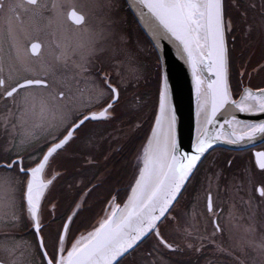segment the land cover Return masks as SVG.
<instances>
[{
    "label": "snow or ice",
    "instance_id": "snow-or-ice-1",
    "mask_svg": "<svg viewBox=\"0 0 264 264\" xmlns=\"http://www.w3.org/2000/svg\"><path fill=\"white\" fill-rule=\"evenodd\" d=\"M112 6L111 0L104 5ZM134 6L141 20L147 19L154 50L159 51V41L167 40L192 73L197 106L191 152L181 151L172 91L157 56L154 122L146 143L134 156L136 174L126 199L121 203L118 190L109 193L103 215L90 229L75 235L73 226L98 185H84L82 180L75 185L69 183V189H80L83 195L73 200L68 212L60 214L57 202L48 201L46 207L45 201L66 170L52 169L49 173V169L82 134L87 145L92 146L93 139L86 130L94 122L115 119L122 90H137L133 109L138 111L144 104L138 89L147 76L137 57L122 46L127 41L115 31L114 21L104 17L97 26H90L89 15L100 5L52 0L49 8L45 0H0V35L6 37L7 43V49L0 43V105L4 108L0 112V131L6 138L0 145V221L16 223L26 219L34 237L20 256L16 255L18 247L5 249L9 264H23L25 252L38 257L39 264H170L168 253L188 250L201 254L205 249L234 255L233 249L225 248L221 242L225 232L221 224L223 202L219 201L222 172L205 177L206 183L194 197L192 215L185 213L189 219L184 225L174 209L192 183L202 158L214 145L246 146L264 138V121L237 119L236 113L264 114V87L253 90L244 83L245 76L250 78L251 73L241 71L239 99L235 98L228 43L229 35L235 36L238 29L244 39L251 38L254 32L264 36V0L260 3L259 23L250 19L240 0H134ZM248 8L255 9V2H250ZM231 9L238 13L239 24ZM48 11L53 14L49 24L55 22L62 37L72 30L77 39L72 44L54 40L58 49L54 61L43 63L40 57L44 46L31 41L28 27L45 19ZM22 12L31 14L27 21ZM107 52L115 62V84L112 71L103 67L95 75L91 71L95 59ZM57 66L69 73L62 81L55 78ZM260 67L264 69V65ZM204 72L209 79H201L199 74ZM80 80L85 86L73 93L69 82L79 84ZM221 112L230 118L220 128L226 124L230 131L217 130L213 134L208 126ZM129 127L135 131L142 123L130 119ZM253 157L254 170L248 171L247 186L232 185L244 211L233 201L227 218L233 229L242 232L233 238L234 243L242 251L251 248L264 258V235L258 241L252 239L256 232L252 223L255 209L264 206V179L254 178L255 170L264 177V150L253 152ZM94 162L91 156L87 158L88 164ZM231 165L232 161H228ZM223 190L230 189L225 186ZM200 205L203 207L199 215L208 220L211 231L191 223ZM245 218L249 223H242ZM167 225L183 236V246L165 236L162 229ZM149 241L151 246L143 247Z\"/></svg>",
    "mask_w": 264,
    "mask_h": 264
},
{
    "label": "flooded vegetation",
    "instance_id": "flooded-vegetation-1",
    "mask_svg": "<svg viewBox=\"0 0 264 264\" xmlns=\"http://www.w3.org/2000/svg\"><path fill=\"white\" fill-rule=\"evenodd\" d=\"M45 2L48 3L49 8H51L52 0H45ZM78 2L80 4L87 5H100V8L96 9L94 13L89 15L90 26H97L101 18L107 17L114 21L115 31L119 35L121 26H123L121 25L122 22L120 19L121 4L125 5L123 0H111L113 5L111 8L104 7V5L108 3V0L90 1L92 2L91 4L88 0H78ZM250 2H255V9L248 8V4ZM260 3L261 0H240L241 7L247 9L250 19L255 18L257 23H259L260 21ZM123 7L124 9L128 10L126 5ZM231 14L233 19L236 20L237 24H239L238 13L236 12V10L231 9ZM21 15L27 21L31 14L22 12ZM44 16L46 18L39 20L34 27H28V32L32 42H40L44 46L43 54L40 57V60L43 63H52L54 61L55 54L58 52L54 40L63 39L64 42L72 44L75 42L77 37L72 30H69L62 37L61 32L57 29L56 23L53 22L49 24L48 18H51L53 16L52 12H45ZM123 23L124 29H127L132 39L135 35H139V38L144 40L146 44H148L149 47L152 48L144 34L139 31L140 28L138 27L136 20L132 15H125ZM53 33L56 34L55 37L53 36ZM21 38L23 39V37ZM0 43H4L5 49H7L5 36L0 35ZM228 43L231 55L232 87L234 93L236 94L235 98L239 96V91L241 88V78L239 76V73L241 71L251 73L250 78L247 75L245 76V84H250L253 89H256L257 87H264V69L260 67L261 65H264V36H261L258 32H254L251 38L244 39L238 29L235 36L231 34L229 35ZM147 51L149 56L152 57L154 54L153 49H147ZM109 53L107 52L105 53L106 55H103L108 56L107 61H104L105 59L103 58V56L101 60V56L96 58L94 63L91 65V71L93 75H95L97 73V70L101 67L105 68L106 70L112 71L113 83L115 84L117 83V81L115 78V72L112 68V66L114 65L109 64L113 61V59L112 57L111 59L109 58V55H111V53ZM33 59L36 58L33 57ZM156 63L157 62L154 63V66L156 65ZM57 72H62L69 75V73H67L62 66H57L55 71V78ZM75 83L77 82H69L73 93L76 92L78 87L83 88L85 86L83 80H80L79 82L81 83V86H75ZM118 106L115 109V119L119 114ZM3 110V105H0V112H3ZM152 112L153 110L149 113V116L146 119L147 122L145 121L144 127H141L137 130L138 139L133 142V144H129V149L127 151L128 156L125 154L122 155L120 150L116 152V150H113V148L110 147L102 151L101 155L99 153H95L94 144H99V141L105 144L110 143L109 136L100 137L99 139L96 138V140H93L92 146L90 147L92 151L88 150L87 152H84L82 149L87 148V143L85 137L82 134L81 138H79L69 148V151L67 153L57 157L54 160L51 168L49 169V173L52 171V169L66 171L65 175L58 178L57 182L47 194V200L45 201V204L47 207L48 201L57 202L58 212L60 214H63L70 210L73 200H78L79 197L83 195V192L80 189H69L68 184L72 183L73 185H75L76 182L79 181L78 178L82 180L81 177H78V173L81 174L84 172V168L86 167V164H88L87 158L91 156L95 161L93 164H88V166L91 167L90 171L95 170L93 171L92 178L86 184L88 186H91L92 184L96 183V180L100 176L99 170L101 169L102 161L107 160L112 155L109 162H112L113 160L114 176L110 179L109 184L107 183V187L104 186V188L102 189H98V187H96L87 197V203L73 226V232L75 235H79L86 229H90L95 220L100 216L101 210L104 209V206H106V200L109 198V193L118 190L120 201L125 197V194L129 189V185L133 182V178L136 173L134 167V156L136 154L137 148L141 145L142 138L148 135L149 129L151 127L149 126L151 122V114H154V112ZM115 119H112L110 121L94 122L89 125L86 132H88L91 137H94L92 135L99 129V127H114ZM5 141L6 138L3 136L2 131H0V145H2ZM38 143H42V140L38 141ZM261 150H264V142L255 147L246 148L242 151H232L222 148L212 150L210 153H208V155L204 158V160L198 167L192 183L188 185L187 190L181 197L179 204L174 209V214L180 218L181 224L184 225L186 220L189 219L185 216V213H189V216L192 215L194 210V197L201 190L202 184L206 183L205 177L211 176L217 172H222V178L219 181L221 187L219 201L223 202L224 219L221 220V224L225 226V232L223 234L221 242L225 248L231 247L233 249L234 255H226L221 252L213 253L208 249H205L201 254H194L191 251L185 250L184 252L178 253L177 260H174V258L170 257L171 253L166 254V258L170 261V264H241V262L242 264H264V258L260 257L258 253L254 252L251 248H244V250L242 251L241 248L234 243V234L236 232H240L242 234V232L233 229L231 222L227 218V211L233 201L236 202L237 207L240 208L242 212L244 211V209L240 206L239 197L236 195V188L232 187V185H239L240 183H244V185L247 186L248 171L250 169L254 170L253 152ZM29 151H31V149H29ZM107 155L109 156L107 159H105ZM25 156L27 159V153H25ZM121 161H124L125 165H127V170L125 171V173H122L120 171L116 172L115 170V167L117 165H120L118 164V162L120 163ZM228 161H232L231 167L228 166ZM255 171H257V175L254 177L255 180L259 181L261 179H264V177L258 174V170ZM225 186H228L230 190L224 191L223 189L225 188ZM202 207L203 205H200L195 209V219L192 220L191 223H198L201 230H203L204 227L207 226L208 230L211 231V224L208 222V220L201 218L199 215L200 209ZM78 220L81 222L80 224L78 223ZM242 223L247 224L249 223V221L247 218H245ZM252 223H254V227L256 229L255 236L252 237V239L258 241L260 237L264 235V206L255 209V216ZM162 230L165 236L170 241H173V239L170 238V234L175 231L174 234L177 235L176 243L183 246V236L177 232L174 226L167 225ZM33 239L34 237L32 234V230L26 219H22L16 223H4L0 221V261H3L4 264H9L10 257L5 249L18 247L16 255L20 256V253L24 252L25 245L28 242H32ZM193 243H197V241L193 240ZM150 246L151 241L146 243L143 247ZM22 260L23 264H39L38 257L30 256L27 252H25ZM125 263L129 264V261H125Z\"/></svg>",
    "mask_w": 264,
    "mask_h": 264
},
{
    "label": "rangeland",
    "instance_id": "rangeland-1",
    "mask_svg": "<svg viewBox=\"0 0 264 264\" xmlns=\"http://www.w3.org/2000/svg\"><path fill=\"white\" fill-rule=\"evenodd\" d=\"M88 1L90 2V1H99V0H88ZM91 3L92 2H90V4ZM123 6H125V5L121 4V9H120L121 18L120 19L122 22L121 25H123V26H121L119 35H123L125 37L127 44L122 45V46L127 47V49L130 50L137 57L139 66L141 67V69H143V71L145 72V74L147 76V80L141 81L140 88L138 89V92H139L142 100L144 101V104L139 108L138 111H136L135 109H133V105L135 104L134 92H136L137 90L131 89V88H129L127 91L122 90V96H121L122 100L120 101L121 103L118 106V113L119 114H118V117H116V119H115L114 127H112V128H110L108 126L101 127V128L99 127V129L97 131H95L94 134L92 135V136H94V137H92L93 140H96V138L99 139L100 137H105V136H109V138H110L109 139L110 143H108V144L102 143L100 141H99V144L98 143L94 144L95 145V153H99L100 155H101L102 151H104L105 149H107L109 147L113 148V150H116V152H118V150H120L122 155L123 154L127 155V151L129 149V144L130 143L133 144V142H135L138 139V137H137V130L138 129L135 131H132V129L129 127L130 119H138L142 123V127H144L145 121H146L147 117L149 116V113L152 110L155 113L156 103H157L156 95H155V90L157 88V63L154 66V63L156 62V58L153 59V56L152 57L149 56L147 49H152V48H150L149 45L146 44V42L144 40L139 38V35L138 36L135 35L132 39V37L128 33L127 29L126 30L124 29V23H123L124 16L125 15L129 16V14H128L127 10L124 9ZM109 56H110L109 58L111 59V55H109ZM103 58L105 59L104 61L108 60V56H103ZM101 59H102V56L100 57V60ZM109 64L114 65V66H112V68L115 72V62L112 61ZM65 76H67L66 73H62V72L56 73V79L57 80H62L65 78ZM116 81H117V78H116ZM154 81H155V83H154ZM77 85L81 86V83H79V84L75 83V86H77ZM151 115H152L151 116V122H150L149 126H152V123L154 122V114H151ZM147 136L148 135H146L144 138H142L141 145H140V147L137 148L136 152L141 149V147L144 143H146ZM87 148H83L82 150L84 152H87L88 150L92 151V149H90V147L88 145H87ZM108 156L109 155H107V157ZM110 157L107 160L102 161L101 169L99 170L100 176L98 177V179L96 180V183H95L96 185H98L97 186L98 189H102V188H104V186L107 187L109 182H110V179L114 176L113 160H112V162H109ZM118 164H120V165L119 166L117 165L115 167L116 172L120 171L122 173L123 172L125 173V171L127 170V165H125V162L121 161L120 163L118 162ZM134 167H135V162H134ZM90 169H91V167L88 166V164H86V167L84 168V172L81 174L78 173V177L82 178L84 185H86L87 182L92 178L93 171H95V170L90 171ZM135 171H136V168H135ZM78 179L80 180V178H78ZM105 184H107V185H105ZM59 188H60V186H59ZM70 197H71V195H70ZM124 199H126V194H125V197L121 200V203ZM102 210L100 212V216L103 215ZM78 223L80 224L81 222L78 220ZM174 233H175V231L170 234V238H172L173 242L176 243L177 242V235ZM240 234H241L240 232H236L234 234V236L236 237ZM170 257L174 258V260H177L178 259V253L170 254ZM124 264H126V263L124 262Z\"/></svg>",
    "mask_w": 264,
    "mask_h": 264
},
{
    "label": "water",
    "instance_id": "water-1",
    "mask_svg": "<svg viewBox=\"0 0 264 264\" xmlns=\"http://www.w3.org/2000/svg\"><path fill=\"white\" fill-rule=\"evenodd\" d=\"M129 11L135 18L138 26L147 37L153 47V41L151 34L147 30V19L141 20L137 8L134 6V0H124ZM159 51H155L157 56L160 57V63L163 65L164 71L168 76L169 85L172 91L173 106L177 115V133L178 140L181 146L182 152H191V140L194 135L196 126V96L194 92V84L192 73L187 64L180 59L176 48L170 44L167 40L159 41ZM154 48V47H153ZM202 80L209 79L207 72L199 74ZM206 88L207 85L205 84ZM255 90V89H253ZM239 99V96L236 98ZM237 119L244 120L251 123H259L264 121V114L247 115L236 113ZM226 118H230L226 112L218 113L216 121L208 126L211 133L215 134L217 130L222 132L230 131L225 124L223 129L220 125L223 124ZM264 142V138H258L253 144L246 146H233L224 143H217L213 146L208 153L216 148H224L232 151H242L246 148L255 147ZM206 153V155L208 154ZM205 155V156H206ZM204 156V157H205ZM203 157V158H204ZM202 158V160H203Z\"/></svg>",
    "mask_w": 264,
    "mask_h": 264
},
{
    "label": "trees",
    "instance_id": "trees-1",
    "mask_svg": "<svg viewBox=\"0 0 264 264\" xmlns=\"http://www.w3.org/2000/svg\"><path fill=\"white\" fill-rule=\"evenodd\" d=\"M127 12H128L129 15H131L130 12H129L128 10H127ZM153 53H154V54H153L154 58H156V55H155V52H154V51H153ZM154 83H155V81H154ZM155 91H156V90H155Z\"/></svg>",
    "mask_w": 264,
    "mask_h": 264
}]
</instances>
